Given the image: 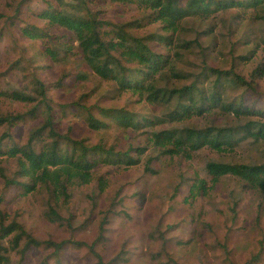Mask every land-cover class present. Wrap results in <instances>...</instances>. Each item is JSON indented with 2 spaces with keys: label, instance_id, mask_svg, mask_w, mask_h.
<instances>
[{
  "label": "rangeland",
  "instance_id": "obj_1",
  "mask_svg": "<svg viewBox=\"0 0 264 264\" xmlns=\"http://www.w3.org/2000/svg\"><path fill=\"white\" fill-rule=\"evenodd\" d=\"M185 2L179 0L182 5ZM87 5L114 28L125 22H140L141 27L126 29L132 35L167 34L160 22H148L149 10L137 3L87 0ZM48 7L58 8L59 4L57 0H0V92L19 89L36 97L35 102L29 103L0 95V116L24 115L11 124H0V136L7 134L1 138L2 150L24 145L31 132L45 121V105L38 104L36 80L46 84V102L59 134L84 139L88 146L100 142L120 151L137 146H146L147 150L133 166H96L88 184L68 188V199H51L41 186L22 194L17 186H5L0 176V208L7 216L5 224L16 220L34 238L66 241L58 251L44 245L30 246L23 258L18 250L10 249L8 264H40L43 260L47 264H96L98 256L104 263L119 256L111 264H243L257 253L261 240V252L250 264H264V192L230 175L221 176L213 183L205 169L209 160L261 163L264 142L246 139L227 152L204 146L186 158L160 155L149 141L152 130L235 125L249 118L237 119L217 109L154 128L118 126L102 116L99 108H123L138 117H153L167 112L169 106L149 103L131 90H118L114 81L94 74L82 59L72 33L39 17ZM260 15L258 9L231 7L207 18H186L175 37L196 42L197 45L192 43L187 49H169L155 41L149 42L153 51L168 53L176 69L185 74L182 79L168 76L160 83L169 87L189 84L205 66L222 70L234 66V71L248 80L250 71L264 54L261 43L264 18ZM28 25L41 28L49 37L24 36L21 29ZM209 29L211 33L206 34ZM46 48H56L57 57L55 52L54 59L50 57ZM249 48L255 49V55L242 63L236 57L246 54ZM175 50L181 55H175ZM78 73L84 77H77ZM224 84L229 101L242 99L244 104L264 111V76L252 88L226 80ZM81 95H84L82 99ZM35 104L34 116L29 115ZM88 112L105 122L106 127L90 128L86 120ZM49 141L45 129L43 139H35L32 145L38 150ZM149 157L148 166L154 173L145 171ZM0 167L11 177L18 168L17 157L0 155ZM99 177L106 181L102 192L97 188ZM201 179L205 181L206 192L193 198L189 187ZM49 206L62 217L60 223L48 219ZM11 236L2 240L8 248ZM22 245L23 241L18 249Z\"/></svg>",
  "mask_w": 264,
  "mask_h": 264
},
{
  "label": "trees",
  "instance_id": "obj_2",
  "mask_svg": "<svg viewBox=\"0 0 264 264\" xmlns=\"http://www.w3.org/2000/svg\"><path fill=\"white\" fill-rule=\"evenodd\" d=\"M74 1L76 3L68 4L63 0H57L58 8H45L39 13V17L50 25H58L72 33L73 41L82 53V59L94 74L102 79L114 81L118 90H131L149 103H162L169 106V110L161 116L138 117L137 114L123 108H99L102 116L109 118L118 126L133 129L154 128L163 123H180L195 115H204L217 109L237 119L249 118L246 122L235 125H210L204 128L172 126L167 129L152 130L149 141L158 149L160 155H182L190 158L194 151L204 146L217 152H227L246 139L255 143L264 142V111L244 104L242 99L229 101L224 84L226 80L237 86L252 88L256 80L264 76V54L262 60L250 71L248 80L236 73L234 66L227 70L205 66L189 84L169 87L165 83L161 84L160 81L166 80L168 76L182 79L185 78V74L176 69L168 53L155 52L148 44L155 41L169 49L172 47L190 48L192 43L197 45L196 42L175 37L182 20L189 17L207 18L231 7L258 9L261 13L260 17L264 18V0H186L183 5L179 3V0H114L137 3L148 9L149 12L146 15L148 22H160L162 30L167 33H151L143 36H135L126 31L130 27H141L140 22H125L114 28L109 22L98 17L97 12L87 5V0ZM67 6L69 9H66ZM211 31L209 29L205 33L209 34ZM21 32L30 39L49 37L46 31L34 25L24 26ZM261 43L264 51V38ZM45 50L50 57L53 58L55 53L57 57L56 48ZM67 50V48L63 49V51ZM174 54L180 56L181 52L175 50ZM254 55L255 49L249 48L246 54L236 58L243 63L249 61ZM77 77L82 78L84 75L78 73ZM36 83V91L40 97L38 104L45 105L46 118L39 128L31 132L24 145H12L2 150L1 138L7 137V134L5 132L1 134L0 155L17 157L18 165L11 177L7 176L0 167V176L5 186L10 184L17 186L22 189V194H29L41 186L49 192L51 199L56 200L60 197L68 199V188L77 184H88L96 166L107 164L129 167L140 162V156L147 150L146 146L130 147L120 151L114 146H106L100 142L88 146L84 139H72L66 134L56 132L51 118V108L46 102V84L39 80H36ZM0 95L21 102L36 101V97L19 89L0 92ZM83 97L84 95H81L80 99ZM36 109L35 104L28 114L34 116ZM23 117L24 115L20 114L0 116V124L7 122L11 124ZM86 120L88 126L94 130L107 125L89 112ZM45 129H47L50 141L36 150L32 143L35 139H43ZM150 161L149 157L145 171L154 173L155 170L148 166ZM205 169L213 183H216L221 176L230 175L264 192V161L261 163H231L209 160L205 163ZM105 184L106 181L99 177L97 184L99 192L104 190ZM189 191V195L193 198L204 194L206 192L205 181L197 180L190 185ZM1 201L0 196V203ZM47 216L53 222L62 221V217L52 206L48 207ZM6 217L0 208V264H8L10 249L18 250L23 258L30 246L44 245L52 247L53 251H58L66 243V241L53 242L34 238L16 220L5 224ZM9 235H12L9 238L10 248L2 244V240ZM99 238L100 236L95 241ZM21 241L23 245L18 249ZM262 242L263 240L260 241L257 253L243 264H250L257 259L261 252ZM118 257L104 263L98 256L96 264H111ZM40 264L47 263L43 260Z\"/></svg>",
  "mask_w": 264,
  "mask_h": 264
}]
</instances>
